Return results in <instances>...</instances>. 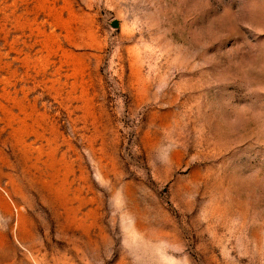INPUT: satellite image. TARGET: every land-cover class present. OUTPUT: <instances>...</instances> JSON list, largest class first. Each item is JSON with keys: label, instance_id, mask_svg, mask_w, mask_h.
<instances>
[{"label": "rangeland", "instance_id": "rangeland-1", "mask_svg": "<svg viewBox=\"0 0 264 264\" xmlns=\"http://www.w3.org/2000/svg\"><path fill=\"white\" fill-rule=\"evenodd\" d=\"M0 264H264V0H0Z\"/></svg>", "mask_w": 264, "mask_h": 264}, {"label": "water", "instance_id": "water-1", "mask_svg": "<svg viewBox=\"0 0 264 264\" xmlns=\"http://www.w3.org/2000/svg\"><path fill=\"white\" fill-rule=\"evenodd\" d=\"M112 26H114V27L118 26V22H117V21H114V22L112 23Z\"/></svg>", "mask_w": 264, "mask_h": 264}]
</instances>
